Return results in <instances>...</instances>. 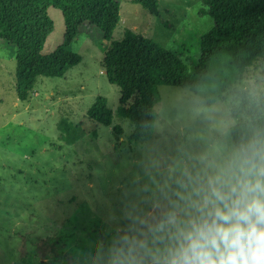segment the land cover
<instances>
[{
  "label": "rangeland",
  "instance_id": "374dc122",
  "mask_svg": "<svg viewBox=\"0 0 264 264\" xmlns=\"http://www.w3.org/2000/svg\"><path fill=\"white\" fill-rule=\"evenodd\" d=\"M136 1L121 0L110 42L83 26L68 48L81 61L62 77L38 78L27 101L15 92L16 47L0 40V264H87L89 242L109 236L110 217L119 215L128 183L124 161L132 152L121 140L127 120L117 116L121 93L107 81L105 49L130 31L191 69L200 60L201 38L214 27L200 11L222 0H157V16ZM46 14L53 31L43 56L63 44L65 32L60 11L49 7ZM174 89L182 88L147 90L144 102ZM98 98L111 112L110 127L89 117ZM223 99L222 111L233 115L250 116L253 103L264 104V63L249 68ZM114 126L121 128L118 138ZM65 128L82 137L68 143Z\"/></svg>",
  "mask_w": 264,
  "mask_h": 264
},
{
  "label": "clouds",
  "instance_id": "9594fccd",
  "mask_svg": "<svg viewBox=\"0 0 264 264\" xmlns=\"http://www.w3.org/2000/svg\"><path fill=\"white\" fill-rule=\"evenodd\" d=\"M122 132L124 200L87 264H264V113L174 89Z\"/></svg>",
  "mask_w": 264,
  "mask_h": 264
},
{
  "label": "trees",
  "instance_id": "16d2710c",
  "mask_svg": "<svg viewBox=\"0 0 264 264\" xmlns=\"http://www.w3.org/2000/svg\"><path fill=\"white\" fill-rule=\"evenodd\" d=\"M121 0H0V40L16 47L15 92L27 101L40 77H62L81 58L69 52L83 26L100 31L111 41L120 15ZM143 9L158 15L157 0H137ZM51 7L62 14L63 44L43 56L44 44L53 31V22L46 10ZM200 16L214 20V27L200 40V60L188 69L180 58L154 41L125 32L123 40L111 42L105 49L103 68L107 81L121 93L117 116L138 120L147 104L145 91L160 86L182 89L203 88L215 101H223L225 91L238 83L245 72L264 63V0H222L215 8H204ZM250 116L264 113V104L251 105ZM94 122L110 127L111 112L103 98L90 109ZM66 140L73 144L77 136L64 129ZM121 134L119 126L113 135ZM96 135V134H94ZM67 142V141H66Z\"/></svg>",
  "mask_w": 264,
  "mask_h": 264
}]
</instances>
